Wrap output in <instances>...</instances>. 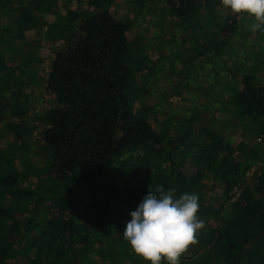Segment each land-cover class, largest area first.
Wrapping results in <instances>:
<instances>
[{
  "label": "trees",
  "instance_id": "trees-1",
  "mask_svg": "<svg viewBox=\"0 0 264 264\" xmlns=\"http://www.w3.org/2000/svg\"><path fill=\"white\" fill-rule=\"evenodd\" d=\"M51 1L0 0V97L5 102L0 112L7 134H0V264H146L122 234L149 186L175 188L177 197L185 192L199 197L204 228L180 264H264L261 145H234L202 125L197 114L176 123L165 117L169 131L162 125L156 130L155 122L132 106L148 97L139 78L151 68L128 40V25L111 13L113 0H77L68 25L55 28L41 11ZM164 2L201 48L212 49L217 69L219 62L225 70V75L216 70L215 77L219 94L226 92L235 110L233 128L243 126L246 134L263 139L264 31L254 35L247 28L251 18L218 9L219 0ZM203 17H217V28L206 29ZM27 29L38 39L22 50L17 43ZM237 38L249 43L243 58ZM47 39L65 43L46 83L54 98L31 119L11 94L13 109L7 112L10 98L4 93L11 81L6 70L15 68L19 78L14 80L26 78L21 84L29 85L34 49ZM23 154L48 157L45 171L56 180L51 191L22 188L29 174ZM34 199H39L38 211Z\"/></svg>",
  "mask_w": 264,
  "mask_h": 264
},
{
  "label": "rangeland",
  "instance_id": "rangeland-1",
  "mask_svg": "<svg viewBox=\"0 0 264 264\" xmlns=\"http://www.w3.org/2000/svg\"><path fill=\"white\" fill-rule=\"evenodd\" d=\"M51 2H54V5ZM51 2H49L51 5H44L46 10H41L47 15L46 21L54 28L60 24L64 25V22L68 25L67 14L73 12L78 6L77 0H52ZM165 4L164 0H113L110 7L113 16L128 25V40L135 49L140 51L144 57L146 56L147 65L151 68V70H148L149 68L143 70L142 76L139 78L140 83L147 84L148 97L143 98L142 101L139 100L140 103L134 100L133 108L139 107L142 110L141 117L155 122L153 124L156 130L161 129V125L165 126V132H168L170 128V125L163 124L165 117L171 118L176 123L180 119L192 118L197 114L202 125L217 131L234 145L241 142L250 145L259 143L261 151L257 165L264 164V136L261 139L246 134L243 126L241 129L233 128L234 119L232 115L235 110H232L226 92L219 94L222 88L215 77L216 70H219L223 75L226 74L225 70L219 62L220 68L217 69V61L213 56L212 49L201 48L189 36V27L180 23L166 9ZM50 10L58 12L61 16L56 18ZM216 18L203 17L204 27L216 29L218 26ZM252 33L256 35V33ZM222 34L225 36L227 33L223 32ZM35 39H38L36 31L27 29L25 39L19 40L17 48L26 50ZM241 40L243 44L239 43L237 38L235 45H240L239 53L243 58L245 56L244 51L249 48V43H246L245 39L241 38ZM211 41L215 43L214 38ZM64 47L65 43L61 39L43 40L37 45V48L34 49L37 60H33L36 64L30 71L29 77L32 82L29 85L22 86L21 84L26 78H22L20 81L14 80V76L19 78V71L15 68L6 70L9 75L7 79L11 81V86L6 92L4 91L5 93L3 92L4 96L10 98V95L14 94L13 97L20 102L21 106L19 107L22 109L26 107L31 119L40 113L45 105L48 106L54 98V95L47 91L46 83L52 64ZM230 53L228 52L226 56ZM224 84L227 88L231 86L228 82ZM136 89L138 88L134 86V91ZM12 99L11 97L6 104L13 106L14 101ZM3 103H5L4 99L0 97V106ZM12 106L5 108L7 112L9 108L13 109ZM0 115V134L7 136L5 130H2L4 115L2 112ZM38 126L40 127V124ZM241 131H244L243 134ZM37 135H39V128L33 131L32 138L35 139ZM22 158L25 164L28 163L29 173L21 182L22 188L28 190L37 187L41 193V188L48 187V191H51L56 180L53 173H48V168L45 171L44 164L48 157L42 155V157L30 158L28 154H23ZM31 160L33 162H30ZM238 193L235 192L236 195ZM38 201L39 199H34L33 210L40 209L41 206H39Z\"/></svg>",
  "mask_w": 264,
  "mask_h": 264
},
{
  "label": "clouds",
  "instance_id": "clouds-1",
  "mask_svg": "<svg viewBox=\"0 0 264 264\" xmlns=\"http://www.w3.org/2000/svg\"><path fill=\"white\" fill-rule=\"evenodd\" d=\"M218 9L251 18L252 32L264 31V0H219ZM199 197L185 192L177 197L176 189L151 186L126 222L123 238L146 264H180L188 247L196 243L204 228L198 216Z\"/></svg>",
  "mask_w": 264,
  "mask_h": 264
}]
</instances>
